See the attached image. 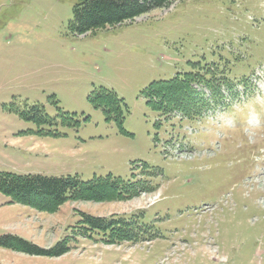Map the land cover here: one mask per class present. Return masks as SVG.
<instances>
[{
	"label": "rangeland",
	"instance_id": "obj_1",
	"mask_svg": "<svg viewBox=\"0 0 264 264\" xmlns=\"http://www.w3.org/2000/svg\"><path fill=\"white\" fill-rule=\"evenodd\" d=\"M79 1L0 0V172L111 173L154 189L53 213L0 192V236L70 247L47 257L0 246V263L264 264V0H173L84 34L71 29ZM215 65L249 80L205 119L147 104L151 83ZM101 87L120 99L122 124L90 102ZM36 104L49 121L20 116ZM82 212L151 232L108 244L79 234Z\"/></svg>",
	"mask_w": 264,
	"mask_h": 264
},
{
	"label": "trees",
	"instance_id": "obj_2",
	"mask_svg": "<svg viewBox=\"0 0 264 264\" xmlns=\"http://www.w3.org/2000/svg\"><path fill=\"white\" fill-rule=\"evenodd\" d=\"M173 0H80L74 7L71 29L84 34L99 27L114 26L157 8L170 6ZM233 85L227 80L224 70L217 65L196 71L177 74L171 79L151 83L143 91L147 104L169 117L175 113L192 119L204 115L219 104L222 98L221 86ZM195 85L210 89L212 98ZM89 100L96 107H102L107 120L115 119L122 124V108L117 94L105 87L94 91ZM20 116L47 122L50 117L42 105H32L28 113ZM147 180L123 179L108 174L83 180L79 175L46 176L41 174H16L0 172V192L10 197L11 203L34 208L41 212H56L69 200H90L96 202L130 199L144 191L153 190ZM79 234L92 237L93 232L102 233L104 242L121 243L137 240L138 236L150 233L147 225H137L134 220L118 217H101L82 212ZM0 246L29 255L58 257L67 253L70 247L67 240L61 239L51 247H41L16 234L0 236ZM1 264V263H0Z\"/></svg>",
	"mask_w": 264,
	"mask_h": 264
}]
</instances>
